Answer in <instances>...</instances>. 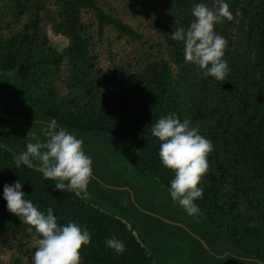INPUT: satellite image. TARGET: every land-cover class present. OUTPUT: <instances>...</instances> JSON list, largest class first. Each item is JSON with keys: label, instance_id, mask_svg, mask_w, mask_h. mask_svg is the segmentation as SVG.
<instances>
[{"label": "trees", "instance_id": "16d2710c", "mask_svg": "<svg viewBox=\"0 0 264 264\" xmlns=\"http://www.w3.org/2000/svg\"><path fill=\"white\" fill-rule=\"evenodd\" d=\"M8 1L14 8L25 9L20 0ZM135 1L150 6L157 0ZM225 2L234 19L215 26V32L228 42L223 59L230 73L223 82L204 77L197 66L185 63L183 43L171 37L177 27L187 28L193 21L194 4L211 6L213 0H164L154 23L163 34L168 61L150 62L134 74L112 72L104 78V91L87 58V41L80 35L81 9L92 12L99 33L110 26L132 39L140 35L105 15L93 0H56L58 27L69 39L63 51L68 65V98L61 103L54 98L50 80L62 57L47 47L36 11L26 31L0 43V72L13 71L20 94V99H12L17 110L4 113L10 116L12 112L10 117L17 119L5 118L40 133L55 118L58 125L83 140V151L92 160L89 194L97 195L141 228L159 231L168 240L188 242L192 247L189 258L198 264H242L237 257H264V234L239 221L235 213L241 205L257 210L264 224V0ZM169 64L176 70L174 76ZM173 113L181 121L189 119L213 145L207 157L210 169L198 184L203 196L195 201L201 215L191 216L202 233L195 234L183 224L203 245L182 227L144 212L180 223L143 204L138 191L144 184L111 183L110 169L107 171L106 161L111 159L135 179L151 177L169 192L175 173L162 165L158 154L161 142L151 135V128L158 119ZM22 135L16 127H0V141L12 149L15 137ZM120 147L133 151L139 170ZM17 180L22 181L25 199L42 212L51 208L59 225L76 222L87 228L91 242L80 250L82 264H151L143 246L121 221L97 210L75 192L56 190L41 171L25 165L16 168L15 159L0 147V218L11 231L31 237L28 226L8 212L3 198V186ZM221 186H225L224 193L216 196ZM113 235L123 241V254L106 247V239Z\"/></svg>", "mask_w": 264, "mask_h": 264}, {"label": "rangeland", "instance_id": "374dc122", "mask_svg": "<svg viewBox=\"0 0 264 264\" xmlns=\"http://www.w3.org/2000/svg\"><path fill=\"white\" fill-rule=\"evenodd\" d=\"M25 9H17L8 0H0V43L6 42L12 36H18L27 30L30 17L34 11L39 17V28L45 38L47 47L61 55V60L51 76L50 86L57 103L68 98L67 77L68 65L63 57V51L69 39L59 30L56 0H20ZM97 7L107 16L119 20L136 34L138 39H132L120 34L110 26H104L99 33L97 22L91 11H80V35L87 41L86 55L92 64L100 89L104 91V78H109L112 72L139 73L150 62L163 59L168 61V48L164 42L162 32L155 27L154 16L163 9L164 0H157L150 6L137 4L135 0H93ZM171 76L175 75V68L169 64ZM2 88L7 90L2 92ZM12 99H20L18 79L13 71L0 72V104L10 110H17ZM1 114H3L1 112ZM16 127L23 134L15 137L14 149L0 141V147L15 158L26 150L28 143L43 142L46 138L38 130L27 131L25 127L9 122L6 118L0 119V127ZM121 148V147H120ZM125 155L134 163L135 155L131 149L124 151ZM110 178L115 184L137 182L144 184L138 191L143 204L155 212L169 216L180 223L188 224L196 234L202 233L199 223L188 216L184 209L173 202L170 193L162 189L157 182L148 176L135 179L122 171L119 164L109 159ZM33 169L41 171L40 161L33 160ZM137 170H139L137 168ZM42 172V171H41ZM141 176V175H140ZM225 186H221L216 196L224 193ZM76 194V193H75ZM77 195V194H76ZM2 193L0 192V197ZM80 198V196L77 195ZM81 199V198H80ZM97 210L104 211L121 221L130 231L132 237L145 249L151 264H198L190 259L191 246L186 241L168 240L159 231L141 228L133 223L128 216L107 206L97 197L89 194L82 199ZM221 204V200L218 205ZM239 221L248 227H255L264 234V224L261 214L257 210L245 209L239 206L235 210ZM36 245L32 236L21 232L11 231L0 218V264H33V254ZM262 258V257H261ZM256 259V258H253ZM264 259V257H263ZM249 260V259H247ZM261 260V259H260ZM82 264V261H80Z\"/></svg>", "mask_w": 264, "mask_h": 264}, {"label": "clouds", "instance_id": "9594fccd", "mask_svg": "<svg viewBox=\"0 0 264 264\" xmlns=\"http://www.w3.org/2000/svg\"><path fill=\"white\" fill-rule=\"evenodd\" d=\"M191 15L194 19L190 25L177 27L171 37L183 43L185 63L197 66L204 77L223 82L230 73L228 62L223 59L228 42L215 32V26L234 19L229 4L225 0H213L211 6L194 4ZM42 133L46 138L43 142L28 143L26 150L14 158L16 168H32L33 160H39L43 177L53 181L56 190L87 198L93 168L91 158L83 151V140L58 125L55 118L43 126ZM151 135L161 142L158 154L162 165L175 173L168 189L172 201L188 216H200L195 201L203 196L198 184L210 169L207 157L213 151L211 141L200 135L189 119L181 121L174 113L158 119L152 125ZM22 188L20 180L5 184L3 198L8 212L28 226L26 231L36 245L33 264H80V250L91 242L87 228L76 222L59 225L53 210L40 211L25 199ZM105 243L116 254L125 250L123 241L115 235Z\"/></svg>", "mask_w": 264, "mask_h": 264}, {"label": "flooded vegetation", "instance_id": "af4514ba", "mask_svg": "<svg viewBox=\"0 0 264 264\" xmlns=\"http://www.w3.org/2000/svg\"><path fill=\"white\" fill-rule=\"evenodd\" d=\"M5 91V88H2V92H4ZM13 101V100H12ZM9 108H7L6 106H4V105H1L0 104V114H1V112L3 113V114H1V115H3V118H5L6 116L8 117V118H11V119H17L16 117H14V116H12V117H10L11 115H12V112H10L11 114H10V116H8V115H4V113L5 112H7L6 110H8ZM111 181V180H110ZM114 181L112 180L111 181V183H113ZM125 184V183H124ZM123 189H125L124 187H123ZM143 202V201H142ZM144 203V202H143ZM160 217V216H159ZM169 217V216H168ZM162 218V217H161ZM171 218V217H170ZM164 219V218H163ZM162 220V219H161ZM166 220V219H165ZM168 221V220H167ZM169 222H171V221H169ZM173 223V222H172ZM179 224H181V225H183V224H185V226H187L188 228H191L188 224H186V223H179ZM184 226V225H183ZM184 226V227H185ZM186 228V227H185ZM187 229V228H186ZM192 229V228H191ZM185 230V229H184ZM188 230V229H187ZM193 230V229H192ZM189 231V230H188ZM190 232V231H189ZM190 233H192V232H190ZM193 233H195L194 231H193ZM192 233V234H193ZM196 234V233H195ZM195 234H193V235H195ZM196 236V235H195ZM197 237V236H196ZM199 242H200V244H202L203 245V242H202V240L198 237V239H197ZM191 246V245H190ZM192 248V247H191ZM223 256V255H222ZM221 256V257H222ZM237 258H239V259H241V260H243L244 261V263H242V264H246L247 262L248 263H250V264H264V259H262V260H260V259H253V258H249V260H247L248 258H243V257H237ZM241 264V263H240Z\"/></svg>", "mask_w": 264, "mask_h": 264}, {"label": "water", "instance_id": "95a60500", "mask_svg": "<svg viewBox=\"0 0 264 264\" xmlns=\"http://www.w3.org/2000/svg\"><path fill=\"white\" fill-rule=\"evenodd\" d=\"M130 199L132 200V196H131V195H130ZM144 212L148 213V214L151 215V216L158 217V218L162 219V220L165 221V222H168V223L174 224V225H176V226H180V227H182L183 229H185V230H186L191 236H193L194 238L198 239V237H196L195 235H193L192 233H190V232H189V231H188L183 225H181V224H179V223H172V222H169V221H167V220H165V219L159 217L158 215L153 214V213H150V212H148V211H144Z\"/></svg>", "mask_w": 264, "mask_h": 264}]
</instances>
